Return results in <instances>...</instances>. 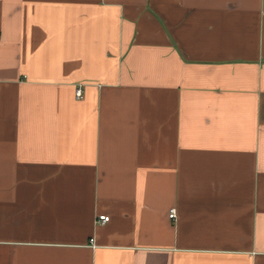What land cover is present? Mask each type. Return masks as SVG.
Listing matches in <instances>:
<instances>
[{
  "label": "crops",
  "instance_id": "obj_1",
  "mask_svg": "<svg viewBox=\"0 0 264 264\" xmlns=\"http://www.w3.org/2000/svg\"><path fill=\"white\" fill-rule=\"evenodd\" d=\"M0 264H264V0H0Z\"/></svg>",
  "mask_w": 264,
  "mask_h": 264
},
{
  "label": "built area",
  "instance_id": "obj_2",
  "mask_svg": "<svg viewBox=\"0 0 264 264\" xmlns=\"http://www.w3.org/2000/svg\"><path fill=\"white\" fill-rule=\"evenodd\" d=\"M83 92L84 91H83V89H82L81 86H78L76 88L75 94H76L77 99H81L83 97ZM176 216H177V213H176V209L174 208V209H172L170 211V217L174 219V218H176ZM109 219H110L109 216H107V215H101L99 217L98 221L101 222V223H106L107 221H109Z\"/></svg>",
  "mask_w": 264,
  "mask_h": 264
}]
</instances>
